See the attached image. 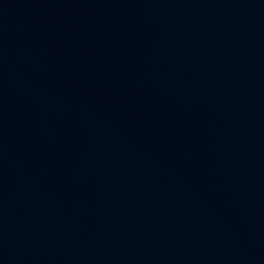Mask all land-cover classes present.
Segmentation results:
<instances>
[{
    "label": "water",
    "instance_id": "water-1",
    "mask_svg": "<svg viewBox=\"0 0 264 264\" xmlns=\"http://www.w3.org/2000/svg\"><path fill=\"white\" fill-rule=\"evenodd\" d=\"M0 264H264V0H0Z\"/></svg>",
    "mask_w": 264,
    "mask_h": 264
}]
</instances>
